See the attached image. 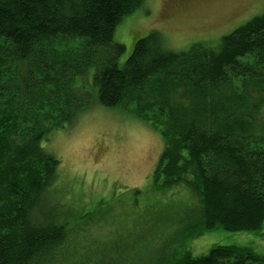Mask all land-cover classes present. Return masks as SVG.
Returning a JSON list of instances; mask_svg holds the SVG:
<instances>
[{"label": "trees", "instance_id": "obj_1", "mask_svg": "<svg viewBox=\"0 0 264 264\" xmlns=\"http://www.w3.org/2000/svg\"><path fill=\"white\" fill-rule=\"evenodd\" d=\"M144 1L0 0V264H264L250 247L189 245L217 228L257 232L264 222V12L216 46L171 51L150 31L119 64L116 25ZM75 39L74 49L50 54L55 41ZM93 100L158 127L153 181L182 186L194 201L174 239L100 245L87 220L76 223L83 215L55 199L60 163L42 141Z\"/></svg>", "mask_w": 264, "mask_h": 264}, {"label": "rangeland", "instance_id": "obj_2", "mask_svg": "<svg viewBox=\"0 0 264 264\" xmlns=\"http://www.w3.org/2000/svg\"><path fill=\"white\" fill-rule=\"evenodd\" d=\"M263 12L264 0H145L116 25L113 40L125 46L117 62L122 64L134 42L150 31L158 32L171 51L187 50L196 42L216 46L222 36ZM78 42L57 40L48 50L60 56ZM241 61L251 62L252 57ZM87 74L91 83L92 69ZM87 82L84 78L76 85L83 89ZM240 84V78L234 80L232 90L238 92ZM42 142L60 163L55 199L83 215L76 223L87 220L88 237L99 238L100 245L145 249L174 239L184 227L177 219L194 203L193 197L182 186L155 185L152 174L163 141L150 120L93 100L73 122L51 129ZM68 223L75 222L70 218ZM200 238L189 244L191 250L231 245L264 255V222L257 232L217 228Z\"/></svg>", "mask_w": 264, "mask_h": 264}]
</instances>
